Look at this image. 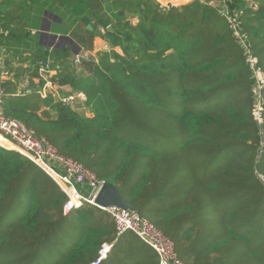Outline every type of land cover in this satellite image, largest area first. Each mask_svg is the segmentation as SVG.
<instances>
[{
	"label": "trees",
	"instance_id": "trees-1",
	"mask_svg": "<svg viewBox=\"0 0 264 264\" xmlns=\"http://www.w3.org/2000/svg\"><path fill=\"white\" fill-rule=\"evenodd\" d=\"M212 1L0 0L9 32L0 39L22 40L7 49L14 80L2 85L3 107L114 184L184 261L264 264V97L259 124L245 49ZM226 4L264 73V0ZM96 36L108 49L80 61ZM13 60L30 62V93L17 94L23 66ZM41 62L58 91L85 99L42 97ZM66 199L45 171L0 144V264H91L104 243L112 248L100 264H158L135 233L118 236L110 213L86 203L65 214Z\"/></svg>",
	"mask_w": 264,
	"mask_h": 264
},
{
	"label": "built area",
	"instance_id": "built-area-1",
	"mask_svg": "<svg viewBox=\"0 0 264 264\" xmlns=\"http://www.w3.org/2000/svg\"><path fill=\"white\" fill-rule=\"evenodd\" d=\"M216 1L222 2L221 4L224 5L222 14L231 23L234 35L239 39V43L245 49L247 62L252 68L255 78L253 92L256 97V109L254 115L257 122L263 124L261 109L264 97V73L258 65V58L252 53L248 36L242 33L238 13L230 15L226 4L229 0ZM157 2L161 6L180 5L176 4V2L181 3L176 0H157ZM8 34L9 32L3 27V22L0 21V35L7 36ZM7 53V48L3 47L1 56L7 57ZM54 72L48 70L44 63H40L39 73L42 79L45 80L43 87L39 89L42 97L45 98L48 94H52L55 97H59L68 106H73L77 98L84 99L85 96L83 93L61 96L58 91V86L49 79V74ZM11 77L12 72L10 69H3L1 71V79L3 82H6ZM4 96L5 90L3 87H0V134L11 146H6L1 141L0 144L28 157L57 183L59 188L66 194L67 199L63 208L65 214L81 208L86 203L97 206L111 214L115 221L118 236L127 231H132L143 242L153 248L158 256V264H193L181 259L176 250L174 240L139 212L135 210H123L115 206L104 207L97 204V196L106 181L99 178L96 173L82 162L60 153L58 148L46 137L37 135L34 130L30 129L19 119L7 116L3 107ZM111 248V244L104 243L99 251L98 259L91 264H100L107 257Z\"/></svg>",
	"mask_w": 264,
	"mask_h": 264
},
{
	"label": "crops",
	"instance_id": "crops-1",
	"mask_svg": "<svg viewBox=\"0 0 264 264\" xmlns=\"http://www.w3.org/2000/svg\"><path fill=\"white\" fill-rule=\"evenodd\" d=\"M184 4H185V2H184ZM41 17H42V19L47 18L45 12H44V15H41ZM46 23H48V21L41 23V25H43V26H40V28L43 29L46 26ZM50 24L54 25L53 22L50 23ZM38 29L39 28L36 29V27L35 28L33 27V29H31L32 35H36L38 33L37 32ZM45 29H47V28H45ZM45 32H46L45 36L46 37L49 36L48 38H51V37L54 36V34H56L53 31H45ZM2 40H4V41H2ZM2 40L0 39V87H2V85L5 83L1 79V71L3 69H8V67L6 66V64L8 63L7 61L12 57L11 55H10L9 58H7L8 56L7 57H2L1 56L2 48L5 47V48L8 49L9 52L12 53L13 51H17L19 46L22 44L21 43L22 40L19 37H17V36H12L11 35V36H9L7 38H2ZM108 47H109L108 43L104 39H102L99 36H96L95 39H94V49L92 51L83 53V56H81L80 59L83 60L84 58L96 57L98 52H100L102 50H106V49H108ZM29 64H30L29 61L27 63H24V64L21 63L20 61L16 62V61L13 60V62H12L13 66H23V75L20 77V80H19V83H18V87H17V91H16L18 95H23V93H25V92L26 93H30L31 92V89L24 90V89H26V88H28L30 86V81L28 80V78H30L29 75H31V71L29 70ZM9 65H10V63H9ZM9 80H14V73L13 72H12V77ZM33 83H35L37 85V83H39V79L37 77H33ZM59 92H60L61 96H63V97L74 94V91L72 90V88H70L68 86L61 87ZM84 99H85V97H84ZM0 137L5 140V138L3 136L0 135ZM5 141H6V143H8V146H11L10 143L7 140H5Z\"/></svg>",
	"mask_w": 264,
	"mask_h": 264
},
{
	"label": "water",
	"instance_id": "water-1",
	"mask_svg": "<svg viewBox=\"0 0 264 264\" xmlns=\"http://www.w3.org/2000/svg\"><path fill=\"white\" fill-rule=\"evenodd\" d=\"M89 28H92L89 26ZM108 29L111 31L112 27L109 26ZM96 203L104 207H119L123 210H133V208L128 204V202L122 197L118 188L110 183L104 182L100 192L97 196Z\"/></svg>",
	"mask_w": 264,
	"mask_h": 264
},
{
	"label": "rangeland",
	"instance_id": "rangeland-1",
	"mask_svg": "<svg viewBox=\"0 0 264 264\" xmlns=\"http://www.w3.org/2000/svg\"><path fill=\"white\" fill-rule=\"evenodd\" d=\"M176 1L181 2V3H177V2H176V4H184V1H185V3L190 2L189 0H176ZM221 3H222V2H218V1H216V0L211 2V4H214V5H219V4H221ZM252 4H253V3H252ZM80 61H81V59H80ZM80 61L75 62V64H77V66H78L79 69L81 70V69H82V68H81L82 64H81ZM78 228H79V224H78ZM78 230H79V229H78ZM125 237L130 238V237H136V236L133 234L132 231H128V232L125 234ZM150 250H151V252H152L153 254H156L154 250H152V249H150Z\"/></svg>",
	"mask_w": 264,
	"mask_h": 264
},
{
	"label": "bare ground",
	"instance_id": "bare-ground-1",
	"mask_svg": "<svg viewBox=\"0 0 264 264\" xmlns=\"http://www.w3.org/2000/svg\"><path fill=\"white\" fill-rule=\"evenodd\" d=\"M1 135V134H0Z\"/></svg>",
	"mask_w": 264,
	"mask_h": 264
}]
</instances>
